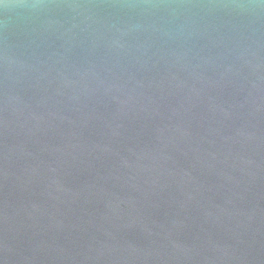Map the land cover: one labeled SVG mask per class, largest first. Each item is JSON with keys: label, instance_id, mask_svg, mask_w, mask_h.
I'll return each instance as SVG.
<instances>
[{"label": "water", "instance_id": "obj_1", "mask_svg": "<svg viewBox=\"0 0 264 264\" xmlns=\"http://www.w3.org/2000/svg\"><path fill=\"white\" fill-rule=\"evenodd\" d=\"M5 2L0 264H264L259 0Z\"/></svg>", "mask_w": 264, "mask_h": 264}, {"label": "clouds", "instance_id": "obj_2", "mask_svg": "<svg viewBox=\"0 0 264 264\" xmlns=\"http://www.w3.org/2000/svg\"><path fill=\"white\" fill-rule=\"evenodd\" d=\"M33 7H35L36 5H32ZM237 7L240 8H244V7H251V6H256V7H264V0H259V4L258 5H245V4H238L236 5ZM0 7H2L3 9L7 10L11 7H14V5H11L9 3H6L5 0H0ZM70 7H79V5H70Z\"/></svg>", "mask_w": 264, "mask_h": 264}]
</instances>
